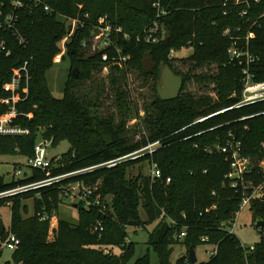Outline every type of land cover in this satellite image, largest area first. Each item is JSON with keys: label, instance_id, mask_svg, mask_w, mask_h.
<instances>
[{"label": "trees", "instance_id": "1", "mask_svg": "<svg viewBox=\"0 0 264 264\" xmlns=\"http://www.w3.org/2000/svg\"><path fill=\"white\" fill-rule=\"evenodd\" d=\"M45 1L54 12L38 10L34 18H28L24 28L29 43L25 48H15L10 58L0 62V116L7 111L1 100L8 96L3 85L11 79L12 70L29 60L33 75L29 97L19 104V110L31 117L22 115L15 120L31 133L0 135V156L21 155L27 160L42 139L52 140L54 146L68 141L70 149L52 170L33 168L30 176L13 178L11 182L0 177V193L52 176L121 161L72 180L1 199L0 216L3 207H10L11 229L21 239L20 248L13 252L14 262L7 264H130L136 254V243H126L130 228L145 230L153 223L156 226L149 232L148 254L133 264H192L191 247L197 251L206 245L217 246V253L198 264H264V237L254 250L245 249L237 236L228 233L226 225L223 228L240 211L244 184L264 182L260 166L264 161V100L244 104L179 132L200 117L231 108L244 99L243 66L231 59L233 39L225 34L227 29L232 30L234 37L255 34L249 41V50L256 58L250 70L256 82H264V0H162L169 14L162 23L164 38L155 45L138 40L145 27L156 20L154 0ZM244 11L247 14L242 16ZM87 15V26L77 30L67 46L72 71L76 66L80 74L77 78L71 74L64 96L58 98L46 73L59 50V41L70 30L67 18L62 16ZM101 18H107L130 35L128 40L122 33L113 38L122 48V55L129 56L127 61L104 62L100 51L90 54L82 50L83 43L87 45L91 37L93 24ZM182 47H192L194 53L188 58L189 63L182 64L188 71L180 68V72L170 55ZM110 53L119 58L113 48ZM147 57L157 66L152 73L144 70L143 60ZM162 62L184 78L183 90L176 100L163 101L159 97L158 67ZM205 66L214 68L197 73ZM108 70V76L101 78ZM136 70L145 83L155 82V97L144 121L148 132L138 141L128 135V121L133 114L126 90L130 73ZM191 81L215 85L210 92L216 97L187 92L186 85ZM106 88L116 92L118 121L116 115L100 112ZM139 115L137 111L136 117ZM214 127L217 128L213 131L188 138ZM230 133L242 142L244 155L253 160L251 172L237 188L227 178L231 168L225 155L204 150L205 145L218 141L225 144ZM157 141L162 144L153 154L132 156ZM153 163L162 169L163 179L152 181L147 175L146 166ZM168 177L170 183L166 182ZM79 180L90 185L100 183L99 194L105 208L87 209L65 200L60 186ZM29 199L34 200L31 216L25 202ZM64 204L76 210L77 223L61 213ZM214 204L217 208L207 212ZM251 210L255 220H264V202L254 203ZM54 212L59 216V224L52 232L50 221H40L39 213L52 216ZM96 226L100 231L93 232ZM187 227V236L181 238ZM203 237H209V242L203 241ZM3 239L4 236L0 238ZM178 244L186 252L176 259ZM105 248H111L114 254H105ZM151 251L157 255L155 263ZM2 254L0 247V259Z\"/></svg>", "mask_w": 264, "mask_h": 264}, {"label": "built area", "instance_id": "2", "mask_svg": "<svg viewBox=\"0 0 264 264\" xmlns=\"http://www.w3.org/2000/svg\"><path fill=\"white\" fill-rule=\"evenodd\" d=\"M240 1L241 0H237V2ZM153 6L157 12L156 20L146 26L142 34L138 37V40H143L144 43L150 45L158 44L164 38L162 23L169 14L168 9L165 8L162 3V0H154ZM38 10L46 14H52L54 12V9L45 0H0V62L3 59L10 58L14 54L15 48H25L27 46L29 41L25 33V22L28 20V18H34V15ZM246 14L247 11H244L242 13V16H245ZM62 17L67 18L68 27L70 30L69 33L59 41V45L68 46L69 41L76 33V31L87 26L89 15H87L86 18L66 16ZM231 32V29H227L225 34L231 36V38L233 39V43L229 49L232 61H235L236 63L243 66V101L231 108L223 109L214 114L200 117L195 122L183 128L179 132H182L189 127L204 123L213 117L241 107L244 104L255 103L264 100V82H256L254 80V75L250 70L252 64L256 62V58L251 54L249 50V41L250 39L255 37V34L253 32H249V34L245 38H241L232 36ZM92 33H94V40L97 42V44H99V49H96L95 52L100 51L102 53V59L104 62L119 61L120 63L129 59V56L122 55V48H120L118 43L113 40L116 35H119L121 33L124 34V39H130V35L128 33H124L122 27L113 25L109 20H107V18H101L98 23L93 24ZM239 40H243L245 43H243L242 45ZM83 45L86 46V43H83ZM112 48L117 52V56L119 58L113 57V55H111L110 50ZM175 53L176 51L173 50L170 55V59H173L174 57L176 58V56L174 55ZM32 78L33 75L31 72V63L29 60H26L20 66L15 67L12 70L11 79L4 83L3 87L8 92V96L4 97L1 100V103L7 106V111L0 116V135L24 136L31 133L30 130L22 128L20 125L16 124L15 120L22 115L31 117L30 114L22 113L19 110V104L25 102L28 99ZM216 128L217 127L204 130L188 138L203 135L204 133L213 131ZM161 144L162 141L151 143L149 146L132 154V156L136 158L141 155L143 156L147 154H153L161 146ZM51 145L52 140L42 139L40 142H38L35 145L34 155L27 159L26 165L30 167V169L38 168L44 171L52 170L57 164L62 161V155L52 157L49 153V147ZM204 150L209 154L221 153L225 155V160L230 164L231 168L230 173L227 175V178L230 180V184L234 188H237L240 182H244V176L250 173L251 169L253 168V160L249 156L244 155L243 144L241 141L237 140L233 133L229 134V138L225 144H223L221 141H218L213 145H205ZM18 152L20 151L18 150ZM120 161L121 160H115L74 172L52 176L39 182L20 186L18 188L0 193V200L15 196L16 194L22 192L52 186L64 181H68L69 179L72 180V178L89 174L105 167H113L120 163ZM260 166L264 170V161L261 162ZM22 174V169L16 168L15 176H19ZM148 174L151 177L152 181H157L163 179L164 177L162 169L156 163H153L149 166ZM166 182L170 183L171 178L168 177ZM244 185L245 192L241 200L240 211L237 212L234 219L226 222L223 225L224 229L226 225V230L231 235H235V219L237 218L238 214L246 207L252 208L253 204L256 202H264V182L257 185L254 182L250 181ZM60 187L63 197L69 203L82 204L87 209L101 206L105 208L106 206L105 204H103L101 195L99 194L100 183L90 185L87 184L84 180H79L76 182L63 184ZM216 208L217 205L214 204L211 208L207 209V212H209L210 210H215ZM39 217L40 221H50L52 232L58 227L59 216L56 212H54L52 216L44 213H39ZM230 226H232L233 228L231 231L229 230ZM257 227L258 230L261 231L262 237H264V228H260L258 225ZM98 231H100L99 226H96L93 232ZM187 233L188 227L181 232L180 237H186ZM3 236L4 239L0 240V247L2 249V252L5 248L13 252L20 248L21 239L12 231L11 224L9 227H6ZM202 240L205 242H209L210 239L209 237H203ZM130 241L131 238L127 236L126 243H129ZM240 244L241 247L245 249L250 248L251 250H254L256 245L255 244L248 247L241 241ZM217 249V246L212 249L210 257L214 256L217 253ZM103 252L109 255L114 254V250H112L111 248H105L103 249Z\"/></svg>", "mask_w": 264, "mask_h": 264}, {"label": "rangeland", "instance_id": "3", "mask_svg": "<svg viewBox=\"0 0 264 264\" xmlns=\"http://www.w3.org/2000/svg\"><path fill=\"white\" fill-rule=\"evenodd\" d=\"M232 1L233 0H231V2ZM234 1L237 2V0ZM83 47H85V49L82 50L86 51L87 53L89 52L90 54L94 53L96 49H99V44H97V42L94 40V33L91 34V37L88 40V44ZM58 49H59L58 52L55 54L53 58L52 65L50 66V68L46 73V78L54 95L58 98H62L65 94L66 84L72 74L73 62L67 46L60 45ZM193 53H194L193 48L182 47L181 49L176 50V53L174 54L176 58L174 57L175 59L173 63L177 67H179V70L181 68L183 71H188V67L187 66L184 67L182 66V64L185 65V63H189L190 61L188 60V58ZM210 68L213 69L214 66L212 67L205 66L202 69H197V73L206 72ZM182 70H180V72ZM108 72L109 70L105 71L103 74H101L100 77L104 78L103 77L104 75L108 76ZM145 82L146 80L139 76V72L137 70L130 73L129 86L127 87L126 90L129 92L131 112L133 116H131L130 120L128 121V128L130 131L128 132V135L134 138L135 139L134 141L140 140L148 132V129L144 125V121L146 120V117L148 115L147 108L149 105H151L155 97L153 95V89H154L153 84H155V82L153 81H149L148 83ZM214 87L215 85L210 83L199 84L196 81H191L186 85L187 88L186 91L192 92L194 94L210 93L211 96L216 97L214 92H210V90L213 89ZM103 96L104 97L102 99L103 100L102 104L99 107L100 112L102 111L106 116L110 114H114L116 115V119L118 121L120 118L119 116L120 113L118 112V108L116 106V92L113 91L111 88L108 89L106 88L105 92L103 91ZM137 111H139L140 113L138 117H136ZM69 149H70L69 142L62 141L55 146L51 145L49 147V153L52 157H54L66 153L67 151H69ZM18 163L21 164V166L18 165ZM26 164H27V160L21 155L0 156V177H4L7 182H11L13 178L19 180V179H24L26 175L30 176L32 174V171L30 167H28ZM16 168L22 169L23 174L19 176H15ZM148 169L149 167L146 166L147 175H149ZM25 202L30 208V213H29L30 216L33 215L34 200L29 199ZM60 211L64 216L70 219H74V221L77 223L78 213L76 212V210H74L71 207V205L69 204L62 205ZM0 217L3 219L5 226L9 227L11 224L10 207H3L2 214ZM235 223L236 226L234 228V234L244 245L250 247L262 240V234L258 230L257 220H255L251 208L249 207L244 208L238 214L237 218L235 219ZM155 226L156 223L150 224L145 230H143L142 227L130 228L129 237L131 238V240H133L136 243V254L133 260L130 262V264H133L138 258L145 257L148 254L149 232H151ZM132 229L135 230L137 233H134ZM232 229H233L232 226H230L229 230L231 231ZM213 248H214L213 246L206 245V246H201L197 249L196 252L198 255L199 263L209 261L210 253ZM184 252H186V248L182 244H178L175 246L174 257L177 259ZM151 260L154 263L157 261V255L153 251H151ZM7 262H12V263L14 262L13 251L5 248L3 250V254L0 259V264H7Z\"/></svg>", "mask_w": 264, "mask_h": 264}, {"label": "water", "instance_id": "4", "mask_svg": "<svg viewBox=\"0 0 264 264\" xmlns=\"http://www.w3.org/2000/svg\"><path fill=\"white\" fill-rule=\"evenodd\" d=\"M143 66L144 70L147 73H152L156 69V64L152 61L151 57H147L143 60ZM159 73V83L157 86V91L159 94V97L163 101H172L176 100L184 87V78L183 76L177 74L173 68L169 65L166 64L165 62H162L159 67H158ZM73 77H78L79 76V68L75 67L74 70L72 71ZM78 207L77 205H75ZM257 225L260 228H264V220H259L257 222ZM6 226L3 221V219L0 217V237H2L5 233ZM190 260L192 264H198V258H197V253L194 249V247H191L190 249Z\"/></svg>", "mask_w": 264, "mask_h": 264}, {"label": "crops", "instance_id": "5", "mask_svg": "<svg viewBox=\"0 0 264 264\" xmlns=\"http://www.w3.org/2000/svg\"><path fill=\"white\" fill-rule=\"evenodd\" d=\"M197 253V252H196ZM197 258H198V255H197ZM198 263H199V259H198Z\"/></svg>", "mask_w": 264, "mask_h": 264}]
</instances>
